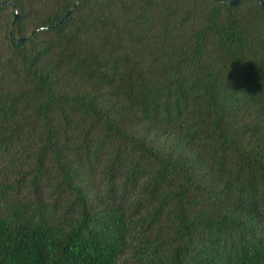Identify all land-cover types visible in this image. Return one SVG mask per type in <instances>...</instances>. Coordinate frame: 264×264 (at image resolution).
Returning a JSON list of instances; mask_svg holds the SVG:
<instances>
[{"label": "trees", "instance_id": "1", "mask_svg": "<svg viewBox=\"0 0 264 264\" xmlns=\"http://www.w3.org/2000/svg\"><path fill=\"white\" fill-rule=\"evenodd\" d=\"M76 2L0 0V264H264V0Z\"/></svg>", "mask_w": 264, "mask_h": 264}, {"label": "water", "instance_id": "2", "mask_svg": "<svg viewBox=\"0 0 264 264\" xmlns=\"http://www.w3.org/2000/svg\"><path fill=\"white\" fill-rule=\"evenodd\" d=\"M81 0H77V2L75 3V5L73 7H75ZM237 3V1L231 3L230 5L231 6H234L235 4ZM18 18V14L17 12H15V20Z\"/></svg>", "mask_w": 264, "mask_h": 264}]
</instances>
